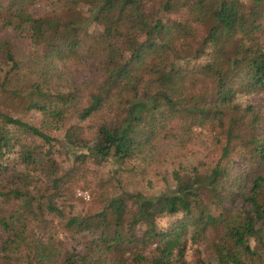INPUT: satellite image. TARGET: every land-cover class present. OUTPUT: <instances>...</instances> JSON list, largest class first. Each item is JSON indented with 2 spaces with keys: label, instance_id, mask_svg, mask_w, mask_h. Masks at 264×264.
Segmentation results:
<instances>
[{
  "label": "trees",
  "instance_id": "trees-1",
  "mask_svg": "<svg viewBox=\"0 0 264 264\" xmlns=\"http://www.w3.org/2000/svg\"><path fill=\"white\" fill-rule=\"evenodd\" d=\"M178 1L185 17L170 24ZM40 3L47 9L37 13ZM0 30V176L8 174L2 156L19 145L21 161L39 166L47 181L30 169L0 177V264H55L47 237L24 235L25 222L45 214L71 235L89 236L59 264H211L186 260L188 238L216 246L222 264H264L262 122L238 102L264 91V0H0ZM81 59L101 65L96 80L80 83L60 70ZM30 111L38 123L21 117ZM193 127L209 128L221 144L212 167L173 170V186L157 193L120 186L101 194L94 212L65 215L56 205L64 176L86 160L148 161L157 140ZM58 129L89 136L78 139L82 151L58 142L71 161L65 170L49 153L47 131ZM24 135L48 145L43 155ZM239 148L255 165L246 188L238 187L240 175L225 185L220 163ZM177 214L157 227L160 216Z\"/></svg>",
  "mask_w": 264,
  "mask_h": 264
},
{
  "label": "rangeland",
  "instance_id": "rangeland-1",
  "mask_svg": "<svg viewBox=\"0 0 264 264\" xmlns=\"http://www.w3.org/2000/svg\"><path fill=\"white\" fill-rule=\"evenodd\" d=\"M34 11L42 13L47 9V6L43 3L35 5ZM186 11L183 1L175 3L174 7L168 11L167 17L172 22H177L185 17ZM4 33L0 30V35ZM24 40L16 39V48L24 51ZM118 50V49H117ZM122 51V49H121ZM116 52L110 61L111 65L120 56V52ZM101 65L95 59H81L79 61L66 62L64 67H60V70L64 72L65 77L73 76L80 83H89L99 77ZM240 105H251L254 107L261 116V126L258 131L264 136V91L256 92L249 96H240L238 99ZM24 120L31 123H38L39 115L36 112L30 111L24 113ZM86 122H81L80 126L84 127ZM49 135L53 137L50 142L52 147L49 153L54 158L62 170L67 169L71 165V161L68 156L64 154L63 148L59 146V141L70 143L73 146L70 148L74 151L79 150L81 142L88 139L89 136L83 129L78 134H68L65 136V131L49 130ZM215 132L209 128L193 127L189 132H174L173 135H168L164 138L157 140L151 149V155L147 159L148 161L140 160L139 158H131L122 162H113L112 160H104L96 164L90 160H86L85 163L73 168L66 176H64V182L61 183L62 192L59 197L54 198L56 205L61 207L65 215L82 214L85 212H94L99 209L103 204L101 194H114L120 186L131 190L138 191L144 194L157 193L164 188L172 187L174 181L172 179L171 172L173 170L189 171L191 167H198L208 169L217 162L220 157V145L215 142ZM68 136V138H67ZM29 148L32 149L35 156L43 155L48 145L43 143L40 138L32 135H24L23 140ZM20 146L9 149L3 156V163L7 164V173L0 176L5 180L9 173L30 169L34 173L37 171V167L31 164H24L21 161ZM244 150L240 148L237 150H231L228 156L221 160V165L226 169L227 177L224 184L232 183V179L237 175H240L238 187H248V181L254 173L255 165L250 160H242L241 153ZM44 158L46 156L44 155ZM75 167V166H74ZM259 169V168H258ZM38 176V180H45L42 172H35ZM39 173V174H38ZM45 183L47 181L45 180ZM119 185V186H117ZM13 203H9V207H12ZM207 209L210 213L216 214L218 212V206L216 203H208ZM180 214L177 215H162L156 220L157 227L164 228L172 223ZM42 221L35 219H29L24 224V235L28 238L41 237L43 240L46 237L49 239V244H53V259L55 264H59L65 251H71L72 249L79 250L81 243L88 239L87 233L73 234L68 233L63 227V221L60 218L51 214H45L42 216ZM20 249L23 250L21 247ZM21 250V251H22ZM185 258L188 261H195L196 258H201L203 261L211 264H222L221 259L223 257L221 251L215 247H206L202 242H193L191 239L186 241ZM224 260V258H223ZM22 264V263H21ZM106 264H110L107 262Z\"/></svg>",
  "mask_w": 264,
  "mask_h": 264
}]
</instances>
